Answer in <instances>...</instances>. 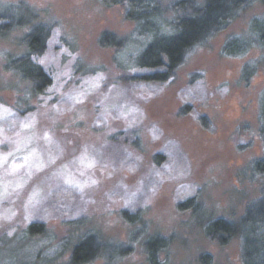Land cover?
Segmentation results:
<instances>
[{
  "label": "rangeland",
  "instance_id": "rangeland-1",
  "mask_svg": "<svg viewBox=\"0 0 264 264\" xmlns=\"http://www.w3.org/2000/svg\"><path fill=\"white\" fill-rule=\"evenodd\" d=\"M11 5L50 26L46 50L35 59L50 82L30 96L4 69L7 55L22 52L24 31L0 36V264H72L78 244L99 255L89 264H149L142 247L151 234L168 239L159 264H203V254L211 264H241L238 238L220 245L199 226L240 216L264 187V174L250 166L264 156V50L221 54L229 35H247L252 18H264V4L195 48L166 82L133 77L143 72L131 65L150 36L100 45L104 31L133 35L121 6L0 0V15ZM257 60L255 74L241 80L242 66ZM189 198L199 211L178 207ZM121 209L138 212L143 227L121 218ZM31 223L45 229L29 233Z\"/></svg>",
  "mask_w": 264,
  "mask_h": 264
},
{
  "label": "trees",
  "instance_id": "trees-1",
  "mask_svg": "<svg viewBox=\"0 0 264 264\" xmlns=\"http://www.w3.org/2000/svg\"><path fill=\"white\" fill-rule=\"evenodd\" d=\"M105 6L117 5L123 8V17L134 25L133 35L126 40L115 37L112 33L103 32L99 36L102 46L119 47L132 37L142 40L141 49L136 55L133 67L142 70L133 77L146 82H166L172 80L189 53L195 48L204 47L220 32L225 31L233 21L249 11L256 4H264V0H100ZM21 14L16 20L13 13ZM0 36L14 28L23 29L20 38L23 50L17 55H7L4 69L10 71L26 83L30 96L41 93L49 85L50 79L41 65L36 62L46 50V43L51 28L38 22L36 15L22 6L11 5L8 14L0 15ZM247 35H229L221 46V54L228 57L245 55L251 49L264 50V18H252ZM251 22V20H250ZM159 25L164 26L161 29ZM263 26V27H261ZM111 40V41H110ZM261 61L246 62L241 68V80L248 82L258 69ZM125 76V75H124ZM124 80L130 77H124ZM264 91V90H263ZM258 134L264 142V92L258 109ZM254 174H264V156L251 162ZM178 207L194 212L201 206L194 198H189ZM121 218L130 225L139 223L138 212L129 213L125 209L119 211ZM140 220V221H139ZM43 223H31L27 227L30 233ZM206 238L225 245L233 238H238L241 264H264V187L257 198L249 201L243 213L232 218H209L204 226H199ZM139 228V229H140ZM43 237L46 232L42 233ZM45 235V236H44ZM134 242L135 240L130 239ZM168 239L159 234L146 237L143 250L149 264H159L158 255L165 249ZM115 248L116 255L121 256L120 248ZM92 246L76 245L71 251L72 264H89L98 254L92 253ZM203 264H211L207 254L200 256Z\"/></svg>",
  "mask_w": 264,
  "mask_h": 264
},
{
  "label": "snow or ice",
  "instance_id": "snow-or-ice-1",
  "mask_svg": "<svg viewBox=\"0 0 264 264\" xmlns=\"http://www.w3.org/2000/svg\"><path fill=\"white\" fill-rule=\"evenodd\" d=\"M38 62L41 63V64H43L44 63V60L38 59ZM4 111L5 112H8V109H4ZM45 138H47V137H45ZM89 166H91V165H89ZM17 167H20V166L17 165ZM93 183H95V182L93 181ZM80 187L82 188L83 186L81 185ZM30 202H31V200H30ZM5 219H10V217H5Z\"/></svg>",
  "mask_w": 264,
  "mask_h": 264
}]
</instances>
